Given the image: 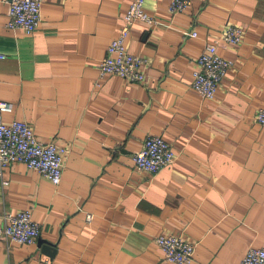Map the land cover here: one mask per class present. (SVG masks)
I'll list each match as a JSON object with an SVG mask.
<instances>
[{"label": "crops", "instance_id": "crops-1", "mask_svg": "<svg viewBox=\"0 0 264 264\" xmlns=\"http://www.w3.org/2000/svg\"><path fill=\"white\" fill-rule=\"evenodd\" d=\"M132 1L44 0L28 34L6 26L0 0V99L13 103L4 118L69 149L59 185L23 163L3 170L0 226L30 208L41 234L1 242L0 264H175L161 234L196 243L191 264H239L264 247V0H192L176 15L171 0H146L158 23L135 21L128 38L148 61L146 81L100 77ZM227 23L244 28L240 43L220 42ZM214 42L234 65L204 99L193 71ZM149 135L176 152L156 174L133 161Z\"/></svg>", "mask_w": 264, "mask_h": 264}, {"label": "built area", "instance_id": "built-area-1", "mask_svg": "<svg viewBox=\"0 0 264 264\" xmlns=\"http://www.w3.org/2000/svg\"><path fill=\"white\" fill-rule=\"evenodd\" d=\"M7 22L9 29H21L30 34L35 32L43 18L44 0H6ZM62 1V0H60ZM192 0H171L169 12L176 15L187 10ZM123 25L118 35L107 48L105 57L99 63L100 77L118 75L130 82L146 81V57L136 55L129 50L128 38L135 21L157 24L158 21L147 10L146 0H133L124 14ZM186 35L196 37V31H186ZM244 28L241 25L227 23L221 31L220 42L227 45L238 44L243 40ZM6 55L0 53V58ZM234 61L225 58L219 52V42L207 43L197 58L193 71V88L204 99L216 97L219 84ZM99 85V83L97 82ZM13 111V103L0 99V179L3 170L13 163H23L49 178L54 185L62 180L64 157L67 147L56 143H45L36 135L34 129L24 120L6 121L4 114ZM256 121L264 126V108L256 113ZM176 152L161 135H149L144 139L142 148L134 153L133 161L138 171L155 174L173 163ZM92 214L88 219H92ZM41 234L40 224L34 219L32 209L8 212L4 215V224L0 226V244L4 240L21 245L35 244ZM167 261L175 264H191L195 259L196 243L173 234H161L155 239ZM239 264H264V247H250Z\"/></svg>", "mask_w": 264, "mask_h": 264}, {"label": "rangeland", "instance_id": "rangeland-1", "mask_svg": "<svg viewBox=\"0 0 264 264\" xmlns=\"http://www.w3.org/2000/svg\"><path fill=\"white\" fill-rule=\"evenodd\" d=\"M156 174V173H155Z\"/></svg>", "mask_w": 264, "mask_h": 264}]
</instances>
